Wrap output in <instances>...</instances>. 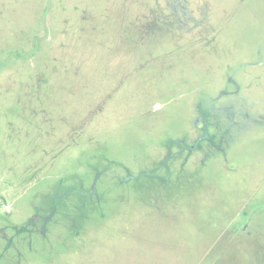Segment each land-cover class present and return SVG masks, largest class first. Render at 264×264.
Returning a JSON list of instances; mask_svg holds the SVG:
<instances>
[{"label": "rangeland", "instance_id": "374dc122", "mask_svg": "<svg viewBox=\"0 0 264 264\" xmlns=\"http://www.w3.org/2000/svg\"><path fill=\"white\" fill-rule=\"evenodd\" d=\"M0 264H264V0H0Z\"/></svg>", "mask_w": 264, "mask_h": 264}]
</instances>
